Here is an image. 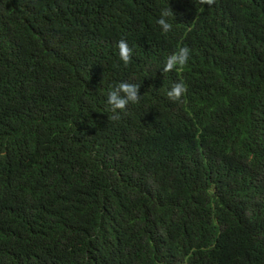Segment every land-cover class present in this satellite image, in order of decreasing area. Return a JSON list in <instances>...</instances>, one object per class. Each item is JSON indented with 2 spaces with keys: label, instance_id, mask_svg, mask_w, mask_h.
<instances>
[{
  "label": "trees",
  "instance_id": "1",
  "mask_svg": "<svg viewBox=\"0 0 264 264\" xmlns=\"http://www.w3.org/2000/svg\"><path fill=\"white\" fill-rule=\"evenodd\" d=\"M0 264H264V0H0Z\"/></svg>",
  "mask_w": 264,
  "mask_h": 264
},
{
  "label": "clouds",
  "instance_id": "2",
  "mask_svg": "<svg viewBox=\"0 0 264 264\" xmlns=\"http://www.w3.org/2000/svg\"><path fill=\"white\" fill-rule=\"evenodd\" d=\"M201 4L212 5L214 0H200ZM168 13L165 12L162 18L157 21L161 26L164 33H168L171 30L172 25L169 24L164 16ZM119 49L120 59L125 65L131 62L132 49H130L124 40H120L117 45ZM190 49L187 47H181L177 52L170 55L165 63L164 72H171L173 70H182L188 63ZM139 86L130 83H120L116 88L112 89L107 94V103L110 105V110L113 115L110 117L111 120H119L120 115L117 110L123 111L129 102L136 104L139 103L141 95H139ZM186 85L183 82L175 84L172 89L168 92L170 99L179 101L181 97L186 93Z\"/></svg>",
  "mask_w": 264,
  "mask_h": 264
}]
</instances>
